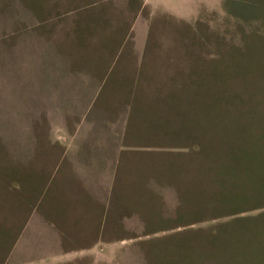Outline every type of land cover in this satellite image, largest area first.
Returning <instances> with one entry per match:
<instances>
[{
  "label": "rangeland",
  "instance_id": "obj_1",
  "mask_svg": "<svg viewBox=\"0 0 264 264\" xmlns=\"http://www.w3.org/2000/svg\"><path fill=\"white\" fill-rule=\"evenodd\" d=\"M57 136L100 146L124 264H264V0H0V155Z\"/></svg>",
  "mask_w": 264,
  "mask_h": 264
},
{
  "label": "crops",
  "instance_id": "obj_2",
  "mask_svg": "<svg viewBox=\"0 0 264 264\" xmlns=\"http://www.w3.org/2000/svg\"><path fill=\"white\" fill-rule=\"evenodd\" d=\"M68 129L76 134L75 129ZM75 138L46 137L41 142L48 152L29 156H18L17 145L11 141L9 153L0 155V222L11 231L18 210L23 209L24 216L18 233L15 228L12 238H1L0 264H124L125 236L105 232L106 218L113 228L114 210L119 222L115 224L126 226L125 219L119 220L122 210L119 205L110 206L115 198L110 188L89 184L90 170L99 166L92 159L93 152L99 153L100 146L92 147L95 142L87 136ZM29 143L28 148L35 144ZM32 171L38 177L59 172L47 196L40 186L32 194ZM71 176L78 185L69 181ZM114 242L116 249L111 247Z\"/></svg>",
  "mask_w": 264,
  "mask_h": 264
}]
</instances>
